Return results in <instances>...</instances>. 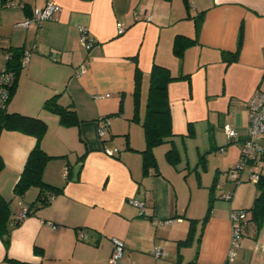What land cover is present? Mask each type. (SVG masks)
<instances>
[{
  "label": "crops",
  "instance_id": "crops-1",
  "mask_svg": "<svg viewBox=\"0 0 264 264\" xmlns=\"http://www.w3.org/2000/svg\"><path fill=\"white\" fill-rule=\"evenodd\" d=\"M17 1L22 5L0 8V46L37 49L16 74L6 112L46 123L41 148L55 158L46 163L43 180L59 191L11 229L7 250L0 238V264L8 259L33 264L223 263L234 208L246 210L247 222L232 264H264V221L258 229L250 210L257 185L226 180L246 136L247 103L256 91H264V0ZM47 1L58 6L52 19L15 26ZM79 25L95 39L92 48L81 45ZM177 34L195 39L180 57L173 52ZM236 51L235 59H223L224 53ZM153 63L177 76L167 91L179 160H167L171 144L165 142L154 148L156 167L145 173L141 122ZM137 67L141 80L134 118ZM55 94L61 105L75 110L77 122L64 125L43 107ZM102 117L110 118L104 141L97 134ZM225 125L236 137H227ZM197 136L198 157L188 163L187 143ZM35 141L18 130H0V195L11 200L12 217L21 209L19 202L32 206L39 193L36 186L22 196L13 192ZM259 142L264 145V138ZM103 146L119 152L108 156ZM217 178L224 184L211 193ZM229 192L230 198L222 197ZM210 195L208 218L201 225ZM130 199L143 203V212ZM168 219L172 222L165 223ZM191 219L196 220L192 240L178 246ZM112 237L124 242L123 256L115 263L110 261ZM156 246L163 249L160 257L153 254Z\"/></svg>",
  "mask_w": 264,
  "mask_h": 264
},
{
  "label": "trees",
  "instance_id": "trees-1",
  "mask_svg": "<svg viewBox=\"0 0 264 264\" xmlns=\"http://www.w3.org/2000/svg\"><path fill=\"white\" fill-rule=\"evenodd\" d=\"M200 23L201 17L195 20V34H197L200 28ZM194 41V38L177 34L173 40L174 54L180 57L184 49ZM1 49L11 52V58L7 62V68L14 70L15 73L18 75L20 71L19 60L22 55L23 48L0 46V50ZM236 56L237 51L231 54L224 53L223 59L225 61H229L235 59ZM176 78L177 76H173L168 67L153 63L149 73L148 90L145 99V115L141 122L145 136V147L141 151L143 155L142 167L145 173H147L150 168L156 167L154 148L165 142H170L171 144V147L166 151L167 160L171 163H177V161L179 160L178 153L176 151V148L173 146L172 141L174 134L172 131L167 91L168 83ZM140 80L141 72L137 67L135 69L136 90L134 100V118H137L136 112L139 103L138 87L140 84ZM58 98L59 94H55L52 97L46 99L43 103V107L56 113L59 116L60 122L64 125H71L77 122V115L75 110L71 107L61 105ZM46 127V123L38 117L26 116L16 112L7 113L6 111L0 115V130H18L25 134L32 135L36 139L35 144L27 154L23 169L13 189V192L16 196H22L27 191V189L32 186H36L39 188L37 199L33 202L32 206L27 207L26 215L31 212V208H35L33 206H42L48 204L50 202L49 196L53 194L55 195L59 191L57 187H54L53 185H50L43 180V170L45 168L46 163L50 159L55 158V156L47 154L41 148V138L46 131ZM192 132V128L191 126H189L188 133L192 134ZM260 144L262 145V143ZM233 166H231V168ZM216 180L214 182V185L210 187L211 193L213 187L215 186ZM255 184L257 185L259 193L255 197L250 210L252 212V220L255 222L257 228L259 229L261 227L262 221H264V174L260 176L259 180ZM211 200L212 196L210 195L208 201V210L205 216L201 219V225H203L206 219L208 218ZM195 221V219L190 220L189 232L187 233V236L184 239L178 241V246H186L190 244L194 231ZM18 223L19 221H15L14 217H12L11 200H7L0 195V238L3 241L6 250L9 247L11 229ZM8 264L33 263L19 261L15 259H8Z\"/></svg>",
  "mask_w": 264,
  "mask_h": 264
},
{
  "label": "built area",
  "instance_id": "built-area-1",
  "mask_svg": "<svg viewBox=\"0 0 264 264\" xmlns=\"http://www.w3.org/2000/svg\"><path fill=\"white\" fill-rule=\"evenodd\" d=\"M22 5L17 0H0V8ZM58 10V6L53 1H47L43 6L34 7L31 15L24 20L17 22L16 27L27 28L31 24L39 25L41 21L52 19ZM137 18V17H136ZM146 20H151L150 16H146ZM80 36L79 41L86 49H90L95 44V39L91 37L87 29L79 25ZM124 28L119 26L117 28V34L123 33ZM37 49L35 45L31 48H24L19 60L20 68L25 67L30 59V55ZM50 56L55 58V53L51 52ZM11 58V52L7 50H0V115L6 111V106L10 98L11 89L16 80V73L14 70L7 68V62ZM97 134L100 140L104 141L108 136V130L110 125L109 117H102L98 120ZM247 123L248 128L246 136L240 148V157L237 163L226 171V180L233 182L234 185H238L242 182L256 183L260 176L264 174V146L259 143V140L264 137V92L256 91L247 103ZM225 131L227 137L232 139L236 137L235 130L229 125H225ZM103 152L108 156H113L119 152L117 147L103 146ZM67 170H65V174ZM224 181L217 178L215 186L221 187ZM223 198H230L231 192L222 194ZM53 199V195L49 196V201ZM130 202L136 206L141 207L143 212V203L130 199ZM21 209L14 217L15 221H20L27 212V208L22 204ZM231 221V238L227 252L226 260L223 263L217 264H232L236 257L237 250L241 246L240 239L242 236V225L246 223V210L245 209H231L229 213ZM165 223H171L172 220L168 219ZM81 239L86 240L87 234L82 230L78 232ZM112 252L110 255V261L112 263L117 262L124 253V242L116 237L111 238ZM153 254L155 257H160L163 253V249L159 246L154 247ZM198 264V263H190Z\"/></svg>",
  "mask_w": 264,
  "mask_h": 264
},
{
  "label": "rangeland",
  "instance_id": "rangeland-1",
  "mask_svg": "<svg viewBox=\"0 0 264 264\" xmlns=\"http://www.w3.org/2000/svg\"><path fill=\"white\" fill-rule=\"evenodd\" d=\"M197 142H201V138L199 137V136H197V137H193V138H191L189 141H188V143H187V152H186V156H187V160H188V163H194L195 161V158L196 157H198V151L196 150V148H197ZM199 150H200V153H199V156L201 155V154H204L203 153V151H201V149L199 148ZM210 154V153H209ZM208 153H207V156L209 155ZM216 162V160L214 159V158H212V156H211V158H210V163H215ZM223 177V176H222ZM218 191L219 190H216V191H214V197H215V195L217 196V194H218Z\"/></svg>",
  "mask_w": 264,
  "mask_h": 264
}]
</instances>
